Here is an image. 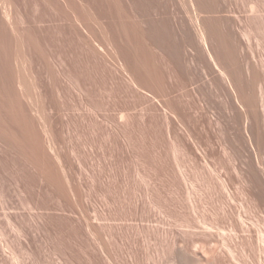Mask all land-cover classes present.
Wrapping results in <instances>:
<instances>
[{
  "label": "bare ground",
  "instance_id": "obj_1",
  "mask_svg": "<svg viewBox=\"0 0 264 264\" xmlns=\"http://www.w3.org/2000/svg\"><path fill=\"white\" fill-rule=\"evenodd\" d=\"M14 1L15 0L12 1L13 7L16 6L14 5L15 3L19 4L17 2L18 0L15 1V3ZM148 1L149 0H43V3L47 7L53 10L56 9L57 11H55L59 12L58 16L60 20L66 22V26L62 24L63 27L65 26V30H63V28L62 30L65 31V34L67 33L68 39L77 42L78 49L75 50H79L80 53L78 55L74 51L77 55L73 54L74 56L72 55V58L68 56L70 59L66 57L67 52L64 54L63 47V52L60 51V49H55L54 53H50L52 50L51 43H48L49 38L47 41L45 40L46 38L44 39V37L40 35L42 32L37 33V30L36 33H32V38L27 37L26 40H23L21 38L23 34L21 33L23 31V33H25V30L21 32V28L19 29L17 24L15 27V25L9 22L12 29L10 30V26L8 29L15 32V34L21 38L20 40L18 37L19 44L25 49L24 52H27V54L23 52L24 55L21 53L22 55H20V58L21 56L25 57V55H28L29 64L27 63V65H29L30 68H34V70H36L35 72H37L38 69H35V67L36 64L42 65V63H39V56L42 53L40 52L41 54L39 56L37 54L34 55V50L35 48L40 49L42 46H45V49L49 51V44V54L52 59H54L52 61H54L55 70L48 69V66L44 63L46 67L43 66L45 68H41L44 70L47 68L49 71H42L40 68L42 74L40 71L39 73L41 76L36 78L38 75L33 77L32 74L31 77H33V79L31 78L32 80L28 85L27 79L22 75L25 74V72L23 73V70H21V64L19 65V69L22 71V74L20 71L15 75L12 74L13 76L11 72L17 67L14 66L15 68H13L10 64L11 66L9 68H11V70L9 71H11V78L9 77V72H6L8 70L7 67L5 70L4 62L0 64L4 66L3 72L8 74L5 73L6 77L8 76L11 79L9 80L8 78L9 82L7 79H3L6 80L3 81V84H1L2 81L0 80L1 87H3H0V89H2L0 90L1 95H5V97L6 95L9 97L12 95L14 101L11 100V102H15V108L18 107V113L15 114L16 117L12 123L11 121L3 123L5 120L0 122V216L4 220V223L0 222V264H28L27 260L29 259L32 260L31 264H37L41 259L40 255L44 248L48 249L50 252L48 264H74L76 259H78L76 261H80L82 264H114L113 261L116 263V259L114 258L115 260H113V256L115 257L120 253L118 248L119 252L113 249L115 251H113L112 254L114 252H117V254L113 255L111 258L112 254L110 255V251H108L111 249L106 247L108 242H102L103 244L100 241V243L98 242L97 238H100L104 232V230L103 232H98L102 231V229L99 230L100 228L95 224V222L98 224L101 218L98 216L100 214L95 213V217H93L94 223L90 221L91 218L86 208L87 206H85V194L88 195V193H84L82 188L80 189L82 185L80 181L82 180L78 181L80 178L78 177V179H76L74 177L77 172H74L73 163H76V161L71 157L69 158L67 155H63L64 153L61 154V152H59V146L57 147L60 141H58V133L59 131L62 133L64 129L62 130L61 128H63V125H66V123L58 120L56 114V117L53 115L55 104H53L52 99L48 97V95L49 92H52L49 86H51L52 90H55V92H64L61 83L64 79H66L67 82L69 81V83L76 87L82 95L88 98L93 104H91V109L94 108L93 106L97 108L94 109L96 111L102 106H108V109L110 107L111 112L113 111L114 115L117 117L115 118L114 124L115 135L119 132L121 134L122 132L121 138L123 133H125L124 142H126L125 144H127L128 148H130L129 146L131 145L135 148V143H137L138 140L140 147L142 145H140V140L145 138L144 135L146 137L152 135L150 139H153L157 144L160 143L161 146L163 143L167 144L169 142V148L171 149L172 147V157L176 165L173 166V164H171V159H168L169 161L167 160V156L168 158L171 157H169L171 153L167 148V153H169V155L165 153L166 149L161 147V151L165 150V156L160 154L159 149L157 150L159 152L157 157L154 158L157 159V165L160 167L157 171L160 170V172L164 174V177L165 174L172 173L171 175H166L168 177L173 175L169 180L170 184L168 180L164 179L167 181V184H169V191L167 190L168 188L162 189V187L160 188L164 192H160V190L155 191L153 188L152 191H149V184H146L147 178L144 177V172L142 176L146 179L145 181L141 179L145 182V186L148 185L146 187L148 189L146 190L144 186L143 190H145V192L143 191V196H140L141 198H136V196L134 197L135 199L132 198L134 202L128 215L137 221V225L141 227L138 230L141 231V229H143L144 231V228H146V232H144L147 234L149 240L147 239L146 251H143L144 249L142 248V251L145 253H141V249H138L139 252H137V248L135 247L136 243H133V249L127 250L128 252H126V254L130 251L128 256L129 264H238L235 263L238 261H232L236 256L233 255L235 249L233 250L231 246L229 247L230 244L235 246L234 244H236L237 241L243 244L241 253L239 252L240 250H238L241 245H238V248H236L238 254L240 253L239 255L241 256L243 253V257H248V260L250 259L249 257L254 255L255 251H258L255 243L262 242L264 239V90L262 91L263 88H261L260 85L262 82L260 81V83L256 80V75V78H252L256 72H253L251 69L249 70H251L253 74H251L252 77L249 76L252 80L248 79L247 64L244 65L242 63L240 64V62H236L238 60H236L235 52L232 51L234 44H231L232 47H227L226 42L231 35L228 33L229 31L227 29L226 31L222 29L223 20L221 21L217 17L212 18V16L211 18L209 17L203 20L204 17L202 16V20L199 19L201 21L199 22L197 16L199 15L197 14L198 9L196 8L197 10H192L194 11L193 18L191 16L192 14L190 15L191 22L189 20L194 30L191 28V30H193L192 32L188 28V31V25H184L186 22H183L182 19L184 18L179 14L178 15L182 19L172 15L175 19L171 21L168 16L162 18L159 15L161 18L160 20L152 21L149 18L151 9H157L158 7L150 5ZM177 1L180 3L184 0ZM177 1H175V7L178 5ZM198 1L199 0H188L187 2H190L193 6L195 3L198 4ZM205 1L207 2V0ZM214 1L215 0H212V2ZM164 2L165 1H163L161 5L164 4ZM208 2L210 3V1ZM183 3L187 4L185 2ZM215 3L218 2L215 1ZM201 4L200 6L203 8L208 6V4L205 6L203 2ZM20 5V9L24 8V6L22 7V2ZM4 6L6 7L7 5L4 4ZM185 6L186 5H184V7ZM200 6L198 7L201 8ZM13 7L11 5L10 8ZM208 8L205 10L208 11ZM219 8H221V6ZM219 8H216V10ZM3 9H1V11ZM7 9L6 7V10H3L4 16L10 21L9 15L11 13H9ZM16 9L18 10L19 8L16 6L15 10ZM138 9L140 10V14H138L144 17V19L140 21L139 15L137 14ZM166 10L164 9V11ZM168 10L171 11V9ZM175 11L177 10L175 9ZM187 11H189V9H187ZM212 11H210V13H212ZM152 12H155V10ZM156 12H158V10ZM180 12L182 11L180 10ZM48 13L51 14L49 11ZM160 13L159 9L158 14ZM15 14L17 15L16 12ZM43 15L45 16V14ZM142 17L140 16V18ZM28 18L25 16L24 19ZM29 21L31 20L29 19ZM33 21H35V19ZM141 21L144 22V24L148 22L146 25L147 30L141 28L143 24ZM30 24H32V22ZM51 25H53V23ZM62 26L60 25V28ZM184 26L186 27V31L183 29ZM30 28L26 30L29 31ZM56 28L58 27L56 26ZM52 30L51 28L49 32L51 33ZM134 30L137 31L136 35L132 34V32H135ZM59 33L63 32L61 31ZM65 37L66 35L64 38ZM51 38L53 39V37ZM58 38H60V36ZM65 39H67V37ZM138 39H143V41L148 44L147 46L150 50L148 53L151 52L148 54L151 56L149 59L153 60L152 66L145 60L144 54L147 53H139L137 46ZM0 40L2 41L1 38ZM70 40L69 43L71 42ZM88 40L89 45L91 44L92 47L88 45ZM231 40L233 41L232 36L229 42ZM210 41H214V43L217 44L216 51L208 45ZM3 44L4 43L1 45ZM75 44L73 43L71 46ZM210 45L212 46L213 43H210ZM20 46H18L19 49ZM84 46L92 54L90 59L97 60L100 51H103L113 60V68L109 71V85L106 86L104 80L101 84L100 78L98 77L100 75L90 77V75L86 73V67L88 66L85 65V62L90 60L88 59L90 55L88 56L89 52L87 53V51H85V53L83 51ZM67 47L65 48L67 49ZM17 48L15 52H17ZM8 49L13 50L9 48V46ZM3 50L4 49H2V51ZM141 55H143L145 59ZM146 57L148 56L146 55ZM217 57L221 60L220 62ZM43 58L45 59L46 56ZM4 61L7 62L8 60ZM16 61L17 60H15V62ZM48 61L50 60L48 59ZM24 62L26 63L27 61ZM12 68L14 70H12ZM22 68L24 69L25 67L23 66ZM19 69L15 71H19ZM26 69H28V67ZM44 72L47 74H44ZM94 73L101 74V68L98 70L94 67ZM27 77L28 76H26V78ZM97 77L99 79H97ZM29 79L30 78H28V80ZM105 88L109 90V96L111 94L110 101L106 100L107 97L105 98L100 90L104 89V91H106ZM31 90L35 92L34 94H38L37 99L41 94H43L45 98H48L47 100L43 99L45 102L43 101L44 104L42 108L40 106L37 108L36 105L42 99H40L39 102L36 100L38 103L35 104L33 101L35 100V95ZM31 93L34 96H32ZM56 94L58 93H55V96ZM24 97L29 100L27 105L23 102L24 100H22ZM1 99L3 98L1 97ZM3 101L8 104L6 99ZM0 102H2V100H0ZM4 102L0 105L4 106ZM98 106H100V108ZM138 106H140V110H142L139 119L134 116L135 114L133 115L126 111L127 109ZM15 108L13 109L15 110ZM5 109L7 108H4V110ZM121 111L125 112L122 113ZM10 114L12 113L10 112ZM23 133L28 134L31 139L30 143L29 141H26V143L23 140L21 136ZM148 133H150V136L146 135ZM123 137L122 139L118 137L120 139L119 143L121 144ZM150 139L147 138V141ZM144 141H146V139ZM150 143L148 142V145H150ZM146 144L144 148L145 146L147 147ZM124 146L125 148L127 147L126 145H123V147ZM156 146L157 145L150 148L152 152ZM120 147H122V145H120ZM137 147L138 146H136V151ZM141 147L143 148V145ZM131 149H129V151ZM133 149V152L130 151V153L136 154V152H134L135 149ZM140 149L141 148H139L140 155L144 156L143 161L146 159L149 162L150 158L147 159L145 156L146 154H141L146 152H142ZM125 150L128 149L126 148ZM125 150H123V152H125ZM177 151L193 162L191 166L195 165V167H199L201 165L198 162L199 160L204 162V167H209L208 165L212 166L213 169L209 171L215 172V175L213 177V174L209 173L213 178L208 176L214 180L212 181L211 179L213 183L217 181L214 185L218 186L219 183V188L224 194L220 215H218V213H214L216 215H214L213 212L211 213L213 209L208 211L207 209L209 206L204 209V206H206L205 204H202V206L204 205L203 209L207 210L205 212H210L214 216H210V214H208L209 217H207L208 215L206 214V216L202 215L204 212L201 211L202 207L200 208L197 205V196L195 197L197 191H194V186L196 184L194 185L193 182L200 177H196L195 180L192 178L193 181L187 178L186 174L183 173L184 170L186 171V164L184 168L182 166L184 170L181 166L179 167L180 164L185 162H181L184 157L180 161L178 158L181 155L177 158L176 155H179L176 154ZM153 153H151L152 156ZM128 155L127 157H131L134 154L131 156ZM136 155L133 157H136ZM149 156L151 155L149 154ZM135 159L137 158H134L133 163L135 162L134 164L136 165L138 159L136 161ZM177 159L181 162L180 164H178L179 161H177ZM143 161L142 163L146 162ZM190 164L191 162L189 165ZM138 165H142L140 167L146 166V164ZM138 165H136V167ZM203 166H200L201 169ZM207 167L205 170L209 172ZM128 168H130V166ZM146 168L148 169V167ZM76 169L79 171L78 168ZM129 171H132L131 168ZM140 172L141 174L143 173L142 170H140ZM133 173L134 172H132V175H134ZM161 173L158 175H162ZM193 173L194 175L195 173L199 175L198 172ZM204 173L203 175H206V173ZM123 174H120L121 177H124ZM127 174L129 173L125 175L126 181L129 176ZM147 174L146 176H148ZM77 176H80V174ZM139 176L141 177V175ZM113 177L115 178V175ZM132 177L133 176H131V178ZM203 178L207 179L205 176H203ZM116 179L117 177L115 180ZM132 179L130 180L134 181V179ZM206 179V184L209 183L207 185L213 186V184H210L212 182H208L209 180ZM178 180L181 182V185L183 182L185 186L184 191H181L183 187L181 188L178 186L180 185ZM112 181H114V179ZM112 181L109 184L113 187L114 184L112 185V183L114 182ZM200 182H202L203 187L204 185L207 186L206 184L203 185V181ZM200 182L199 184H201ZM167 184L165 183L166 186ZM198 185H196V188H198ZM209 186L208 191L212 189V186ZM160 188L158 187V189ZM165 190H167L168 193H166ZM184 193L185 196H183ZM182 196L184 198H182ZM198 199H200V197ZM185 200L187 203L184 202ZM200 200L204 199L201 198ZM199 208L202 214L198 212ZM248 215H251L254 219L252 222L249 221ZM17 217H19L20 220H17ZM137 225L135 227H137ZM251 227H254L252 233ZM97 233L102 234L98 235ZM107 233H109V231ZM99 240L102 241V238ZM232 241L236 242L232 243ZM101 244L103 245V249ZM142 244L143 243H141L138 248H140ZM144 244L142 245L143 247ZM104 245H106L105 249H108L109 255H105L103 252L105 250ZM243 257H241L240 261L245 258ZM117 258L120 260L119 256H117ZM246 258L245 260L247 262ZM251 259L253 258L251 257ZM119 260L117 262L122 264ZM243 262L244 260L241 263L243 264Z\"/></svg>",
  "mask_w": 264,
  "mask_h": 264
},
{
  "label": "rangeland",
  "instance_id": "obj_2",
  "mask_svg": "<svg viewBox=\"0 0 264 264\" xmlns=\"http://www.w3.org/2000/svg\"><path fill=\"white\" fill-rule=\"evenodd\" d=\"M5 1H7V0H2V2H1V0H0V16H1V18H0V38L2 39V41L0 40V46L2 47H0V64H2L3 62H4V66H5V70H6V67L8 68V70L6 71V72H9L8 74H9V77H10V72L11 71H9V70H11V68H9L11 65H12V67L13 68H15V67H17V68H15V70L16 69H19L20 67H19V65L21 64V70H23V73L25 72V74H22V71L19 69V71H15L13 68H12V70H14V71H12L11 72V75L13 74V75H15L16 73H18V72H20L24 77H25V79H27L26 81H27V84L29 85L30 83L29 82H31V80L33 79V77H36V75H38L36 78H38V77H40L41 76V74H42V72L40 71V68L41 67H43V66H45L46 67V65L48 66L47 68L48 69H52V70H55V66H54V61H52V60H54V59H52V57L50 56V54H49V51H50V46H49V44L51 43V51H50V53H54V50L56 49V50H58V49H60V51H62V47H63V51H64V54H65V52H67V54H66V57L68 58V59H70V57L74 54V55H79V53H80V51L78 52V51H76L78 48H77V42L74 40H70V39H68V35H67V33L65 34L64 32L65 31H63V30H65V23L66 22H64V21H62V20H60V18H59V12H56L57 10L56 9H52V8H49V7H47L44 3H43V0H15V1H17L19 4H17V3H15V1H14V5H16L17 6V8H19L18 10L16 9L15 10V8H16V6H14L13 7V0L11 1V0H9V1H11V2H9V1H7V2H5ZM29 1H31V2H29ZM151 1H152V3H151ZM149 0L148 2H150L149 4L150 5H155L156 7H158L159 9H160V14H158L159 13V9L157 8V9H154V8H152L151 9V12L152 11H154L155 10V12H150V16H149V18L152 20V21H158V20H160L161 18L160 17H166V16H168V18L171 20V21H173L172 19H175V18H173L174 16H178V18H184V19H182L183 20V22H186L184 25H188L187 26V30H188V28H189V30L190 31H192L193 32V28H192V24H190V22H191V16H192V18H193V15H194V11H192V10H197L198 11V13L197 14H199V15H197L198 16V21L199 22H201L199 19H201L202 18V16L204 17V19L203 20H205L206 18L208 19L209 17L211 18V16H212V18H219V20H223V22H222V29L224 30V31H226V29L229 31L228 33L232 36V38H233V41L231 40L230 42H229V39H231V36H230V38L228 39V41L226 42L227 43V47L229 46V47H232V45L231 44H234L233 45V47H232V51L233 52H235V55H236V60H238V61H236V62H240V64L242 63V64H244V65H246L247 64V66H248V72L250 73H248L247 72V77L250 75L251 77H252V75L251 74H253V72H256L254 75H253V77L252 78H256L255 77V75L257 76V78H256V80H258L261 84V88H263L262 89V91L264 90V87H262V86H264V0H215V1H217L218 3H215V1L214 2H212V0H207V2L205 1V0H202V2H203V4L205 5V2H206V5L208 4V6H206V8H211V9H209L208 8V11L207 10H205L206 8L204 7H202V6H200V5H202L201 3V0H199L198 1V4L197 3H195V4H193V6H192V4H190V2H187L188 0H184V1H181L180 3H178V1L177 0H175V1H177V7H175L176 6V2L174 1V0H163V1H165L164 2V4L166 3V1H167V3L164 5V4H162L161 5V3H163V1L161 0ZM153 1H158V2H153ZM189 1H191V0H189ZM205 1V2H204ZM208 1H210V3L208 2ZM222 1H223V3H222ZM225 1V2H224ZM5 2V3H4ZM21 2H22V7L24 6V8H21L20 9V7H21ZM23 2H25V3H23ZM170 2H171V4H170ZM175 2V3H174ZM183 2H185V3H187V4H184ZM227 2V3H226ZM3 3V4H2ZM8 3V4H7ZM173 3V4H172ZM191 3H193V2H191ZM219 3H221V4H219ZM4 4H6L7 6V11H9V13H11L10 15H9V18H10V21H8V18H6L5 16H4V11L6 10V7L4 6ZM156 4H158V5H156ZM183 6H182V5ZM197 4V5H196ZM211 4V5H210ZM219 4V5H218ZM229 4V5H228ZM11 5H12V7L13 8H10L11 7ZM20 5V6H19ZM163 5H164V7H163ZM184 5H186L185 7H184ZM190 5H191V7H190ZM217 5H218V7H217ZM224 5H225V7H224ZM10 6V7H9ZM45 6H46V8H45ZM155 6H153V7H155ZM162 6V7H161ZM172 8H171V7ZM180 6H182V7H180ZM196 6V7H195ZM198 6H200L201 8H199ZM214 6V7H213ZM221 6V8H219ZM228 6V7H227ZM3 7H4V9H3ZM26 7V8H25ZM152 7V6H151ZM161 7V8H160ZM175 7V8H174ZM180 7V8H179ZM185 9H184V8ZM187 7V8H186ZM194 7V8H193ZM223 7V8H222ZM162 8H164L166 11H164V9H162ZM180 9L182 12H180V10H178V9ZM181 8H183V9H181ZM197 8V9H196ZM216 8H219V9H217L216 10ZM1 9H3L2 11H1ZM12 9H13V12H12ZM23 9V10H22ZM25 9V10H24ZM168 9H171V11L170 10H168ZM175 9L177 10V11H175ZM187 9H189V11L191 12H189V11H187ZM191 9V10H190ZM200 9H202L203 10V12H202V10H200ZM212 9H213V11H214V9H215V11L213 12L212 11ZM230 11H229V10ZM10 10H11V12H10ZM15 10V11H14ZM51 10V11H50ZM53 10V11H52ZM56 10V11H55ZM158 10V12H156ZM183 10H185V11H183ZM219 10V11H218ZM20 11H22V12H20ZM48 11L49 12H51V14L50 13H48ZM140 10L138 9L137 10V14L139 13L140 14V12H139ZM170 11V12H169ZM196 11V12H197ZM210 11H212V13H210ZM15 12L17 13V15L15 14ZM20 12V13H19ZM24 12V13H23ZM26 12V13H25ZM44 12V13H43ZM54 12V13H53ZM162 12H163V14H162ZM165 12V13H164ZM167 12V13H166ZM178 12V13H177ZM180 12V13H179ZM189 12V13H188ZM207 12V13H206ZM22 13H23V15H22ZM57 13V14H56ZM171 15H170V14ZM183 15H182V14ZM185 13V14H184ZM188 13V14H187ZM205 13V14H204ZM2 14V15H1ZM25 14V15H24ZM43 14H45V16L43 15ZM48 14V15H47ZM53 14V15H52ZM138 14V15H139ZM158 14V15H157ZM177 14V15H176ZM181 16H179V15ZM192 14V15H191ZM201 14V15H200ZM12 15V16H11ZM14 15H16V16H14ZM18 15H22V16H18ZM55 15V16H54ZM154 17V15H155V17H154V19H153V17ZM159 15H160V17H159ZM161 15H163V16H161ZM172 15H174V16H172ZM191 15V16H190ZM207 15H208V17H207ZM2 16H3V18H2ZM13 17V18H11V17ZM19 17V19H18V17ZM25 16L28 18V19H24L25 18ZM48 16V17H47ZM51 16V17H50ZM57 16V17H56ZM140 16L142 17V15H139L138 17H139V21L140 20H143L144 19V17H142V18H140ZM170 16V17H169ZM190 16V17H189ZM199 16H201V17H199ZM16 17V18H15ZM22 17V18H21ZM41 17H42V19H41ZM54 17V18H53ZM53 18V19H52ZM58 18H59V21H58ZM157 18H159V19H157ZM6 20V22H5V20ZM29 19L31 20V21H29ZM35 19V21H33ZM41 19V20H40ZM57 21H56V20ZM138 19V18H137ZM157 19V20H156ZM225 19H228L229 21H232V22H229L228 20H225ZM25 20H27V21H25ZM43 20V21H42ZM51 20H53V21H51ZM56 22H55V21ZM185 20V21H184ZM189 20H190V22H189ZM202 20V19H201ZM3 21V22H2ZM7 21H8V23H7ZM20 22V24H21V26H20V24H19V22ZM29 21V22H28ZM37 21V22H36ZM60 21H62V22H60ZM150 21V20H149ZM189 23H188V22ZM2 22V23H1ZM9 22H11L13 25H15V27H16V24L18 25L17 27L20 29L21 28V32L23 31V30H25V33H21V34H23V37H21L23 40L25 39H27V37L28 38H32L33 37V34L32 33H36V31H37V33H41L42 32V34H40L42 37H44V39L45 40H47L48 41V38H49V41H48V49H49V51H47V49H45V46H42V48H40V49H36L35 48V52L33 53L34 55H40L41 53V55L40 56H43V57H45L46 56V58L44 59L43 57H40L39 56V58H40V62L39 63H42V65L40 66L39 64H36V67H35V69H38L37 70V72H35L36 70H34V68H30V66L29 65H27V63L29 64V62H28V60H29V57H28V55H25V57H23V56H21V58H20V55H22L23 54V52H24V50L25 49H23V47L22 46H20L21 44H19L20 42H19V39L21 40V38L17 35V34H15V32H12V31H10L11 29H12V27H11V25L9 24ZM17 22V23H16ZM32 22V24H30ZM39 22V23H38ZM40 22H42V23H40ZM55 22V23H54ZM142 22V21H141ZM224 22H226V23H224ZM228 22V23H227ZM7 23V24H6ZM15 23V24H14ZM27 23V24H26ZM53 23V25H51ZM143 24L141 25V28L143 29V28H145L146 30H147V28H146V25L148 24V22H147V24H146V22H145V24H144V22H142ZM150 23H151V21H150ZM224 23V24H223ZM233 25H232V24ZM2 24V25H1ZM27 26H26V25ZM30 24V25H29ZM42 24V25H41ZM44 24H45V26H44ZM49 24V25H48ZM57 24H59V25H57ZM62 24L63 25H65L64 27L62 26ZM228 24V25H227ZM23 25V26H22ZM40 25V26H39ZM50 25H51V27H50ZM58 27V28H60V25L62 26L60 29H58V28H56V26ZM145 25V26H144ZM227 25V26H226ZM232 27H231V26ZM9 26H10V30L8 29L9 28ZM33 28H32V27ZM44 26V27H43ZM48 26V27H47ZM191 26V27H190ZM4 29H3V28ZM31 27V28H30ZM239 27V28H238ZM29 29L30 28V30L28 31V30H26V29ZM37 28V29H36ZM51 28L53 29L52 30V32L50 33L49 31H51ZM62 28H63V30H62ZM186 27L184 26V28L183 29H185ZM191 28L193 29V30H191ZM233 30H231V29ZM35 29V30H34ZM46 29H47V31H46ZM246 29V30H245ZM2 30V31H1ZM39 30H41V31H39ZM188 30V31H189ZM203 30V29H202ZM7 31V32H6ZM33 31V32H32ZM44 31V32H43ZM47 32V34H46V32ZM58 31V32H57ZM63 32V33H59V32ZM135 32H132V34H135L136 35V33H137V31L136 30H134ZM185 31H186V29H185ZM205 31V30H204ZM232 31V32H231ZM182 32V31H181ZM231 32V33H230ZM29 33V34H28ZM48 33H50V34H48ZM58 33V34H57ZM183 33V32H182ZM243 33V34H242ZM31 34V35H30ZM45 34V35H44ZM55 34V35H54ZM61 34V35H60ZM233 34V35H232ZM6 35V36H5ZM17 37H16V36ZM30 37H29V36ZM39 35V34H38ZM39 35V36H40ZM53 37V39H54V42H53V39L50 37ZM63 35V36H62ZM66 35V37H67V39H65L64 38V36ZM5 36V37H4ZM25 36V37H24ZM54 36H55V38H54ZM60 36V38H58ZM234 36H235V38H234ZM18 37H19V39H18ZM17 38V39H16ZM63 38V39H62ZM9 40V41H6V40ZM51 39V40H50ZM56 39V40H55ZM61 40V41H60ZM63 40H65V41H63ZM66 40H67V42H66ZM69 40L71 41L70 43H69ZM56 41V42H55ZM58 41V42H57ZM64 43H63V42ZM75 44V42H76V44L74 45V46H71L73 43ZM140 42V43H139ZM2 43H4L3 45H1ZM7 43V44H6ZM10 43H11V45H12V47H11V45H10ZM15 43H16V45H15ZM57 45H56V44ZM60 43V44H59ZM66 43H67V45H66ZM138 50H139V53L140 52H142L143 54L146 52L147 54H144L145 55V58L143 57V55H141L146 61H148L149 62V65H153L152 63H153V60H151V59H149V58H151V56L150 55H148V54H150L151 52H149L148 53V51H150L149 50V48H148V44L147 43H145L144 41H143V39L141 40V39H138ZM210 43H213V45L211 46L210 45ZM210 43L208 44L209 46H210V48H212V49H214V51H216L215 49H217V44H215L214 43V41H210ZM228 43H230V44H228ZM9 44V45H8ZM18 44V45H17ZM61 44H62V46H61ZM144 44H146V45H144ZM9 46V48H11V49H13V50H9L8 49V46ZM54 47H53V46ZM88 45H89V40H88ZM141 45V46H140ZM237 45V46H236ZM240 47H239V46ZM6 46H7V48H6ZM18 46H20V49H19V47L17 48ZM61 46V47H60ZM67 47V49L65 48V47ZM75 46H76V48H75ZM85 46H87V45H85ZM84 46V47H85ZM90 47H92V45L90 44L89 45ZM220 46V45H219ZM14 47V48H13ZM57 47V48H56ZM60 47V48H59ZM83 47V51L85 52V51H87V53L89 52V50H87V48H86V50H85V48ZM222 47V46H221ZM239 47V48H238ZM16 48H17V52H15L16 51ZM22 48V49H21ZM54 48V49H53ZM69 48V49H68ZM143 50H142V49ZM145 48V49H144ZM2 49H4L3 51H2ZM42 49H43V51H42ZM45 49V50H44ZM66 49V50H65ZM76 49V50H75ZM146 49H147V51H146ZM219 49H221V48H219ZM20 50V51H19ZM39 50V51H38ZM7 51H9V52H7ZM22 51V52H21ZM62 51V52H63ZM71 51V52H70ZM74 51L77 53H74ZM3 52H6V53H3ZM41 52V53H40ZM48 52V53H47ZM69 52V53H68ZM3 53V54H2ZM8 53V54H7ZM22 53V54H21ZM39 53V54H38ZM46 53V54H45ZM72 53V54H71ZM86 53V52H85ZM24 54H27V52H24ZM23 54V55H24ZM141 54V53H140ZM4 55H6V56H4ZM13 55H14V58H13ZM18 57H17V56ZM73 55V56H74ZM90 55V56H89ZM146 55L148 56V57H146ZM50 57V58H48V57ZM68 56H70V57H68ZM72 56V57H73ZM88 59H90V57H92V54L89 52L88 53ZM1 57H3V58H1ZM17 57V58H16ZM27 57V58H26ZM71 57V58H72ZM99 58L97 59V60H94V59H90V60H87L86 62H85V65L86 66H88V67H86V73L88 74V75H90V77H93V76H95V75H100V76H98L99 78H100V82H101V84H102V82H103V80H104V82L106 83V86L107 85H109V71H110V69L111 68H113V60L111 59V57L109 56V55H107V54H105L103 51H100V54H99V56H98ZM243 57V58H242ZM5 58H7V59H5ZM24 58V59H23ZM43 58V59H42ZM50 60V61H48V59ZM147 58H148V60H147ZM20 59V60H19ZM27 59V60H26ZM47 59V60H46ZM217 59H218V57H217ZM2 60V61H1ZM4 60H8L7 62H5ZM11 60V61H10ZM15 60H17L16 62H15ZM19 60V61H18ZM22 60H24V61H27L26 63L24 62V61H22ZM42 60V61H41ZM45 60V61H44ZM151 60V61H150ZM14 61V62H13ZM218 61L220 62L221 60L220 59H218ZM247 61V62H246ZM19 62H21V63H19ZM46 65H45V64ZM87 63V64H86ZM8 64H9V66H8ZM11 64V65H10ZM23 64V65H22ZM44 64V65H43ZM154 64H155V62H154ZM7 65V66H6ZM18 65V66H17ZM40 67H39V66ZM1 67H0V78H2V79H0L1 81V84H3V81H6V80H3V79H7L8 80V76L6 77V74L3 72V69H4V66L3 65H0ZM15 66V67H14ZM25 67L24 69L22 68V67ZM28 67V69H26L27 67ZM45 67H43V68H45ZM50 67V68H49ZM94 67L96 68V69H100L101 68V74H98V73H94ZM45 69L46 70V72L47 71H49L48 69ZM255 68V69H254ZM257 68V69H256ZM26 69V70H25ZM30 69V70H29ZM249 69H251V70H249ZM254 69V70H253ZM25 70V71H24ZM31 70H32V72H31ZM41 70L42 71H45L44 69H42L41 68ZM1 71H2V73H1ZM30 71V72H29ZM35 72V74H34V72ZM39 71H40V73H39ZM26 72H27V74H26ZM51 72V71H50ZM50 72H48V73H50ZM19 73V74H20ZM5 74V75H4ZM7 74V75H8ZM30 74V75H29ZM33 74V75H32ZM44 74H47V73H45L44 72ZM2 75V76H1ZM12 75V76H13ZM31 75L33 76V77H31ZM5 76V77H4ZM11 76V77H12ZM26 76H28L27 78H26ZM248 77V79H250V80H252V78L251 77ZM4 77V78H3ZM10 77V78H11ZM97 77V79H99ZM101 77H102V79H101ZM9 78V80H11ZM28 78H30L29 80H28ZM32 78V79H31ZM259 78V79H258ZM262 79V80H261ZM9 80H8V82H9ZM66 79H64V81H62L61 83H62V85H63V91L64 92H61V93H59V92H55V90H52V87L51 86H49L50 87V89H51V93L49 92V95H48V97H50L51 99H52V102H53V104H55V106H54V109H53V115L56 117V115H57V119L58 120H60V121H62V122H65L66 123V125H63V128H61L62 130V133L59 131V133H58V135H59V139H58V141H59V143H58V145H57V147L59 146V152H61V154L62 153H64L63 155H67L69 158L71 157L74 161H76V165L73 163V169H75L74 170V172L76 171L78 174H80V176H77L78 174L76 173L75 175L77 176H75L74 175V177L76 178V179H78V177L80 178V179H78V181L79 180H82V181H80V182H82V187L80 186V189L82 188V190H83V192L84 193H88V195L87 194H85L86 196H85V198L87 199V201H86V199H85V202H86V205L85 206H87L86 208L88 209V213H89V216H90V218L92 219H90V221L92 222V223H94L93 222V217H95V213H98V214H100V215H98V216H100L101 218H100V220H99V222H98V224H97V222H95V224L100 228H98L99 230H101L102 229V231H98V232H103V230H104V232H103V234L102 233H97L98 235L100 234H102V236L99 238H97L98 239V242L100 241L101 243L103 242H108V244H106V245H104V249L107 247L108 249H111V250H108V251H110V255L112 254V252L113 251H117L118 249L120 250V253H118V255L117 256H119V258H120V260L117 258V256H113V255H116L117 254V252H119V250L114 254H112L111 255V258H112V256H113V260H115L116 259V263H115V261H113L114 262V264H120V263H118L117 261L119 260L122 264H129V254H130V251H129V253L128 254H126V252H128L127 250H131V249H133V247L132 246H134V244H135V247L137 248V252H139L138 251V249L140 250V252L141 253H145V252H143V251H146V249L145 248H147V242H148V236H147V234H145V230H146V228H144V231H143V229H141V231L140 230H138L139 228H141L140 226H138L137 225V221L136 220H134L131 216H129L128 214V212L130 211V209H131V206L133 205V200L135 199L134 197L136 196V198H138V197H140V196H143L142 194H144V192H145V190H143L144 189V186H145V179H146V184H149V191H152L153 189L156 191V190H160V192H164L162 189H166V188H168L167 190L169 191V180L171 179V177L173 176H166V175H171L172 173H170V174H165V177L163 176L164 174L163 173H161L160 172V170L159 171H157L158 169H160V167L157 165L158 163H157V159H154V158H156L157 157V155H158V153L160 152V154H162V156H165V153L167 154V155H169V153H167V151L169 150V152L171 153V155H169V157L170 158H168V156H167V160L169 159H171V164H173V166L174 165H176L175 163V160H174V158L172 157L173 156V152H171L172 151V147H171V149L169 148V146H170V143L168 142L167 144L166 143H163V145L161 146L160 145V143L159 144H157V143H155L154 141H153V139H150V137L152 136H150V133H148V134H146L147 136H150V137H146L145 135H144V137L145 138H143L144 140L146 139V141H144L143 139L142 140H140V145L142 144L143 145V148L140 146L139 147V144H138V142H139V140H138V142L137 143H135V148H134V146H129L130 148H128V146H127V144H125L126 142H124L125 141V136H124V134L125 133H123V140H121L122 141V144L121 143H119L120 142V139H122V137L120 138V136H121V134H122V132H121V134H120V132L119 133H117V135H115V132H114V124H115V118H117L116 117V115H114V113H113V111L111 112V110H110V107H109V109H108V106H102L103 108H104V110H103V108L101 109L100 108V106H98L99 108V110H94V109H97L95 106H93L94 108L93 109H91V107H92V103L88 100V98H86L85 97V95H82L81 94V92L79 91V90H77V88L76 87H74L71 83H69V81L67 82V80L65 81ZM66 82V83H65ZM0 84V87L2 86ZM1 88H3V87H1ZM106 89V91H104V89H100L101 91H102V93H103V95L105 96V98H106V100H111V94H110V96H109V90L107 89V88H105ZM0 90H2V89H0ZM32 91V90H31ZM33 92V94L35 93L34 91H32ZM264 92V91H263ZM55 93H58V94H56V96H55ZM32 94V93H31ZM32 94V96H34V98H35V100H33L34 102H35V104L36 103H38L39 102V100L40 99H42V100H40V102L39 103H41V104H36L37 105V108H38V106H40L41 108H42V106H43V104H44V102H45V100H43V99H48L47 97L45 98L44 97V95L43 94H41V95H39V98L37 99V97H38V94L36 93V94H34L33 95ZM54 95V96H53ZM1 97L3 98V99H1ZM43 97V98H42ZM25 98V97H24ZM22 99V100H24L23 102H25V104L27 105L28 104V102H29V100L27 99V98H25V99ZM33 98V99H34ZM6 99V102H8V104H6L3 100H5ZM10 99V100H9ZM0 100H2V102H4V104L6 105H4V104H2V105H4V106H1L0 105V122L1 121H4L3 123H5V122H8V121H11V123L14 121V119H15V114L16 113H18V107H16L15 108V102H11V100L12 101H14V98L12 97V95H10V97L9 96H7L6 95V97H5V95H1V92H0ZM8 100V101H7ZM36 100L38 101V102H36ZM55 100V101H54ZM44 101V102H43ZM58 103H57V102ZM2 102H0V104L2 103ZM56 102V103H55ZM13 103H14V105H13ZM92 104V105H91ZM14 106V107H13ZM57 106H59V107H57ZM141 106V105H140ZM140 106H138V107H135V108H131V109H127L126 111H128L130 114H135L134 116L137 118L138 117V119H139V117H140V114H141V112H142V110H140L141 108H140ZM7 108V109H5L4 110V108ZM15 108V110H17V111H15L13 108ZM9 108V109H8ZM3 109V110H2ZM101 110V111H100ZM103 110V111H102ZM14 111V112H13ZM48 111V110H47ZM99 111V112H98ZM140 111V112H139ZM10 112L13 114V116H12V114H10ZM58 112V113H57ZM122 113H124L125 111H121ZM56 114V115H55ZM136 114H137V116H136ZM4 115V116H3ZM3 118V119H2ZM7 118V119H6ZM9 118V119H8ZM12 118V119H11ZM119 118V117H118ZM120 119V118H119ZM61 122V123H62ZM26 123V122H25ZM118 132V131H117ZM119 134V135H118ZM22 138H23V140L26 142H28L29 141V143L31 142V139H30V137L28 136V134L27 133H23L22 135ZM28 137V138H27ZM120 139H119V138ZM58 138V137H57ZM147 138L148 139H150V140H148L147 141ZM26 139H28V140H26ZM30 139V140H29ZM26 142V143H27ZM148 142L150 143V142H152V143H150V145L151 144H153V145H148ZM155 143V145H157L156 147H158V148H154V150H153V152H152V149H150V148H152V147H154L155 145H154V143ZM143 143H147L146 145H147V147L145 146V148H146V150H145V148H144V145L145 144H143ZM63 144V145H62ZM169 144V145H168ZM120 145H122V147H123V145H126L127 147V149L128 150H125L126 148H125V146L122 148V147H120ZM167 147H166V146ZM64 146V147H63ZM136 146H138L137 147V151H136ZM149 146H150V148H149ZM160 147V148H159ZM164 148V149H166V151L165 150H163V151H161V149L162 148ZM134 150V152H136V154L135 153H133V154H131L133 151H132V149ZM139 148H141L140 150H142V152H146V153H141V154H143V155H145L146 156V158L147 159H149L150 158V160H149V162H148V160H144V161H146L145 163H142V161H143V158H144V156H142V155H140V151H139ZM147 148H148V150H147ZM121 149H123V150H125V152H123V150H121ZM129 149H131L130 151H132L131 153H130V151H129ZM150 149V150H149ZM160 149V151L158 152L157 150H159ZM126 151H127V153H126ZM149 151V152H148ZM151 151V152H150ZM157 151V152H156ZM164 151H165V153H164ZM129 152V153H128ZM139 152V153H138ZM122 153H124V154H122ZM151 153H153V156H152V154ZM133 155V156H135L136 155V157H133V156H131V157H127V155ZM149 154L151 155V156H149ZM154 154H155V157H154ZM176 154H179V151H177L176 152ZM125 155V156H124ZM128 155V156H129ZM148 155V156H147ZM181 154H179V155H176L177 156V158L180 156ZM138 156H141V157H138ZM182 156V157H181ZM178 159H180V161H181V159L184 157L183 155H181ZM127 157V158H126ZM132 160H130V159ZM133 158V159H132ZM134 158H137L138 159V161H136L137 159H135V161L136 162H138V163H136V165H138V164H146V166L145 167H140V166H142V165H138L137 167H140V168H142V169H140V168H138V169H140V170H142V174H141V172H140V170H138V169H136L137 167H136V165L133 163V161H134ZM140 158H142V159H140ZM71 159V160H72ZM177 159V161H179ZM186 159V160H185ZM139 160H140V162H139ZM156 162H155V161ZM168 160V161H169ZM172 160H173V162H172ZM189 159H187V158H183V160L181 161V162H184L183 164H180L181 162L179 161L178 162V164H180L179 165V167L181 166V168H182V166H183V168L186 166H188L187 168L185 167V169H186V171L184 170H182L183 171V173H185L186 174V176H187V178L190 180L191 179V181H193L192 180V178L195 180L196 179V177H200V178H197L198 180H195V181H193L194 182V185L196 184V185H198L199 184V182L200 181H203V185L204 184H206V182H205V179L206 178H203V176H205V177H207V179L206 180H209L208 182H212V181H214L212 178L214 177V173L215 172H210L209 170L210 169H213L212 168V166L211 165H208L209 167H207V166H203V164H204V162L202 161V160H199L198 162L201 164H198V165H200V166H203L202 167V169H201V167L199 166H196V167H198V168H196L195 167V165H193V166H191L192 164H193V162L191 161V160H189ZM143 161V162H144ZM187 161V162H186ZM201 161V162H200ZM73 162V161H72ZM148 162V163H147ZM191 162V164L189 165V163ZM203 162V163H202ZM134 165H133V164ZM186 164V165H185ZM188 164V165H187ZM196 164V165H197ZM185 165V166H184ZM130 166V168H131V170L132 171H129L130 170V168H128ZM190 166V167H189ZM74 167H76V168H78L79 169V171H77V169L76 168H74ZM136 167V168H135ZM146 167H148V169L146 168ZM159 167V168H158ZM177 167V166H176ZM175 167V168H176ZM206 167H207V170L209 171V172H206ZM211 167V168H210ZM134 168H135V170H134ZM147 169V171H146V169ZM173 168V167H172ZM197 170H196V169ZM201 170H200V169ZM145 171H144V170ZM174 169V168H173ZM177 169V168H176ZM199 169V170H198ZM134 170V171H133ZM138 170V171H137ZM195 170V171H194ZM205 171V173H206V175H203V173H204V171ZM127 171V172H126ZM137 171V172H136ZM150 171V172H149ZM174 171H175V169H174ZM80 172V173H79ZM123 172H124V174H123ZM129 173V174H127V175H129L127 178H128V180H130V179H134V181H126V173ZM132 172H134L133 174L134 175H132ZM135 172H136V174H135ZM144 172H145V174H144ZM161 173L162 175H158L159 173ZM193 172H198L199 173V175L197 174V173H195V175H194V173ZM200 172H201V174H200ZM147 173H149V174H147ZM188 173V174H187ZM204 173V174H205ZM209 173H211V174H213L212 176H211V174L209 175ZM120 174H123V176L124 177H121V175ZM131 174V175H130ZM138 174V175H137ZM145 175L144 177H146V178H143V176L142 175ZM146 174L148 175V176H146ZM115 175V178L117 177V179L115 180V178L113 177ZM117 175V176H116ZM139 175H141V177L139 176ZM189 175V176H188ZM192 175V176H191ZM193 175H194V177H193ZM202 175V176H201ZM211 176L210 178H209V176ZM82 176V177H81ZM131 176H133L132 178H131ZM137 176V177H136ZM139 176V177H138ZM162 176V177H161ZM119 177V178H118ZM129 177H130V179H129ZM135 177H136V179H135ZM168 177V178H167ZM191 177V178H190ZM201 177H202V179H201ZM114 179V181H112L113 179ZM144 179V181L142 180V179ZM209 178V179H208ZM124 179V180H123ZM132 179V180H133ZM164 179H166V180H168V183L169 184H167V181H165ZM211 179H212V181H211ZM215 179V178H214ZM173 180V179H172ZM200 180V181H199ZM215 180H217V179H215ZM78 181L76 180V182H77V184H78ZM111 181L112 182H114V183H112V185H113V187L111 186V184H109V183H111ZM198 181V182H197ZM125 182V183H124ZM167 184V186L165 185V183ZM195 182H197V183H195ZM216 183H217V181H215ZM215 182L213 183H210V184H213V186H212V189L211 190H209L208 191V186L209 185H207V184H209V183H207L206 185L207 186H205L204 185V187L202 186V182H200L201 184H199L198 185V188H196L197 186L195 185L194 186V191H197L196 193L197 194H199V195H197V194H195V197L197 198L196 200H197V205H198V207H202V210L199 208L198 210V212H200L201 213V211L202 212H204L202 215H208V214H210V216L212 215L211 213L213 212V214L214 213H218V215H220L221 214V203L223 202V199H224V194L222 193V191H221V189L219 188L220 186H219V183H218V186L217 185H214L215 184ZM178 183L180 184V185H178V186H180L181 188L183 187V189L181 190V191H184V185H183V182H182V185H181V182H179V180H178ZM151 184V185H150ZM110 185V186H109ZM155 185V186H154ZM201 185V186H200ZM148 185H146L145 186V189L147 190L148 188H146ZM152 186H154V187H152ZM157 186V187H156ZM166 186V187H165ZM211 186H209V187H211ZM218 187V190H217V187ZM110 187V188H109ZM122 187V188H121ZM158 187L160 188V187H162V189L160 188V189H158ZM199 187H200V189H199ZM203 187V188H202ZM213 187H215V188H213ZM109 188V189H108ZM151 188V189H150ZM153 188V189H152ZM201 188H202V190H201ZM197 189V190H196ZM205 191H204V190ZM207 189V190H206ZM220 189V190H219ZM167 190H165L166 191V193H168V191ZM200 190V191H199ZM144 191V192H143ZM211 191H212V193H214L213 195H211L212 193H211ZM216 191H217V193H216ZM219 191H221V192H219ZM199 192H201V193H199ZM207 192H209V193H207ZM183 193V192H182ZM219 193V194H218ZM116 194V195H115ZM200 194H201V196H200ZM215 194H217V195H215ZM131 196H133V197H131ZM183 196H185V193H184V195ZM182 196V198H184ZM200 197V199L202 198V199H204V200H200V199H198ZM114 198V199H113ZM132 198H134L133 200H132ZM141 198V197H140ZM113 200H114V202H113ZM200 200V201H199ZM185 203H187L186 202V200L184 201ZM202 202V203H201ZM204 202V203H203ZM201 205H200V204ZM202 204H205L206 206H204V209H206V207H208V211H211L212 209V211H211V213L210 212H205V211H207V210H204L203 209V206H202ZM221 208V209H220ZM220 209V210H219ZM201 210V211H200ZM204 210V211H203ZM216 210V211H215ZM219 210V211H218ZM218 211V212H217ZM199 213V214H200ZM94 214V215H93ZM103 216H102V215ZM216 214H214V215H216ZM205 215V216H206ZM214 215H212V216H214ZM251 215H248V218H249V221H253L254 219L252 218V216L250 217ZM102 217H103V219H102ZM207 217H209V215L207 216ZM17 220H20V218L19 217H17ZM0 222H3L4 223V220H3V218L0 216ZM91 223V224H92ZM137 225V227H135ZM104 227H105V229H104ZM97 228V227H96ZM253 228V229H252ZM97 229V230H98ZM135 229H136V231H135ZM252 230L254 231V227H251V233H252ZM109 231V233H107ZM143 231V232H142ZM138 232V233H137ZM140 232H142V233H140ZM144 233V234H143ZM97 235V236H98ZM145 236V237H144ZM147 237V238H146ZM102 238V241L101 240H99V239H101ZM264 238V237H263ZM148 239V240H147ZM141 241H145V242H141ZM99 242V243H100ZM234 241H232V243H233ZM236 242V241H235ZM234 242V243H235ZM102 243V244H103ZM134 243V244H133ZM141 243H145L144 244V247L141 245V247L140 248H138V246L141 244ZM240 242H236V244H234L235 246H232L231 244L229 245V247L231 246V248H233V250H234V252L235 253H233V255H236L235 257H234V259H232V261L233 262H235V261H238V262H235V263H240V264H242L241 262L244 260V262H243V264L245 263V264H252V263H254V264H264V239H263V241L261 242H258V243H255L256 245H257V250L258 251H255V253H254V255H252L251 257L253 258V259H251V257H249L250 259L248 260L245 256V258L247 259V262H246V260H245V258L243 257V253H242V255L240 256L239 254L241 253V250L243 249V247H242V245L243 244H239ZM101 244V247H102V249H103V245ZM133 244V245H132ZM138 244V245H137ZM110 245V246H109ZM236 245H237V247H236ZM238 245H241V247L238 249V250H240L239 252V254H238V250L236 249V248H238ZM106 246V247H105ZM130 247V248H129ZM118 248V249H117ZM144 250H143V249ZM230 248V249H231ZM245 248V247H244ZM113 249H115V250H113ZM106 249L103 251L104 253H105V255L106 254H108V251H107ZM134 250L136 251V249L134 248ZM143 250V251H142ZM233 252V251H232ZM257 252V253H256ZM108 254V255H109ZM49 256H50V252L48 251V249H46V248H44L43 250H42V252H41V255H40V260L38 261V263L37 264H48V261H49ZM254 256V257H253ZM236 257H237V260H236ZM238 257H240V258H238ZM241 257H243L244 259L242 260V261H240V259H241ZM115 258V259H114ZM255 258V259H254ZM239 259V260H238ZM76 260H78V259H76ZM75 260V262H74V264H82L80 261H76ZM122 260V261H121ZM128 260V261H127ZM251 260V261H250ZM126 261V262H125ZM250 263H249V262ZM232 262V263H233ZM252 262V263H251ZM27 263L28 264H31L32 263V260L31 259H29V260H27ZM234 264V263H233Z\"/></svg>",
  "mask_w": 264,
  "mask_h": 264
}]
</instances>
